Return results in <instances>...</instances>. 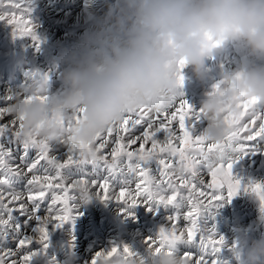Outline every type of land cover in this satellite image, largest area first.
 Segmentation results:
<instances>
[{
    "label": "snow or ice",
    "instance_id": "1",
    "mask_svg": "<svg viewBox=\"0 0 264 264\" xmlns=\"http://www.w3.org/2000/svg\"><path fill=\"white\" fill-rule=\"evenodd\" d=\"M2 4L3 0H0ZM11 6L21 8L18 0ZM14 19L8 10L0 12V22L12 25ZM12 29L16 37L17 29ZM26 34L39 44L34 32ZM218 44L219 41L213 47ZM180 66L182 69L183 61ZM183 80L181 75L179 88L183 86ZM218 87L215 85L213 90ZM179 95L181 93H177L162 112H153L146 107L127 110L118 124L109 126L96 137L92 146L73 144L70 135L56 143L41 140L35 135L22 136L15 118L3 119L9 116L8 106L0 107V139L7 137L23 149L20 163L12 165V149L0 145V264H37L38 258L47 252L49 229L60 228L73 217L75 208L71 202L77 192L84 200L94 197L122 204L121 214L145 204L177 210L176 214L168 217L167 227H161L155 238L145 241V254L136 253L121 244H112L96 252L90 264H152V258L157 254L174 253L177 242L191 243L200 231L198 219L201 210L209 209L223 199L219 190L226 188L229 201L237 195L240 185L231 175L229 156L244 153L246 142L264 137V112L256 110L261 104L257 98L239 99L235 107L250 109L247 118L241 123L244 112L225 114L223 118L230 131L222 143L212 144L207 142L201 131L193 134L190 119L198 121L204 115L193 114L186 101L176 100ZM241 100L244 101L242 104ZM177 118L178 131L173 123ZM79 122L80 114L77 113L73 120L62 123L65 130L71 133L73 123ZM241 131L245 133L242 137ZM125 132L127 135L123 134ZM158 133L163 134V139ZM174 141H178V145H174ZM148 144L150 147H146ZM55 145L65 148L62 159L52 155ZM133 145L138 147L132 148ZM109 148L110 151H106ZM29 151L35 152V158L22 167ZM153 162L156 164L155 175L148 167ZM86 165L91 166V172L86 170ZM97 168L107 173L103 180L96 177ZM70 169L76 172L70 175ZM205 170L211 176V183L201 178ZM21 177L27 178V185L23 192H16L11 189V183ZM117 177H120L119 188L113 186ZM92 188L97 191L93 193ZM117 189L119 195L116 194ZM245 190L258 196L260 210L264 213V185L252 184L250 189ZM182 207L187 210L181 213L179 210ZM148 211L152 208L149 207ZM17 216L24 218L23 224L17 222ZM181 218L187 222L183 227L178 226ZM28 226L32 235L22 231ZM9 234L14 247H6L2 243ZM199 243L202 254L193 259V254L185 253L183 260L186 264H217L213 257L223 240L201 236ZM32 245L39 247L33 248Z\"/></svg>",
    "mask_w": 264,
    "mask_h": 264
},
{
    "label": "clouds",
    "instance_id": "2",
    "mask_svg": "<svg viewBox=\"0 0 264 264\" xmlns=\"http://www.w3.org/2000/svg\"><path fill=\"white\" fill-rule=\"evenodd\" d=\"M233 41L254 60L225 77L200 107L207 121L201 134L219 144L230 131L223 117L235 112L239 99L264 104V0H114L61 56L64 91L49 95L46 83H35L7 112L22 136L56 143L70 135L71 143L92 146L127 110L165 111L182 71L190 68L203 81L214 51ZM77 113L80 122L68 133L62 122ZM245 247L242 264H264V238ZM152 264L186 262L162 252Z\"/></svg>",
    "mask_w": 264,
    "mask_h": 264
},
{
    "label": "rangeland",
    "instance_id": "3",
    "mask_svg": "<svg viewBox=\"0 0 264 264\" xmlns=\"http://www.w3.org/2000/svg\"><path fill=\"white\" fill-rule=\"evenodd\" d=\"M15 2L17 0H3V4L0 5V12L8 10L9 15L15 17L12 25L0 22V107L8 106L16 97L26 96L27 89L35 83H46L49 95L61 94L64 88L60 73L65 67L60 62L61 56L75 47L81 36L90 28L91 21L104 15L107 5L114 3V0H18L21 5L20 9L12 8L11 5ZM13 27L17 29L16 37L13 34ZM29 31L35 33L39 41L38 45L30 35L26 34ZM253 60L254 58L248 55L241 42L226 43L220 49L215 50L208 60L206 77L203 81L197 80L190 68L182 71L184 82L183 86L178 89L181 95L177 96L176 100L186 101L191 106L193 114H200L201 104L212 92L213 87ZM255 62L260 63L261 61ZM2 77L6 80H2ZM7 79L10 80V86L15 91L14 97L1 92L2 84ZM243 102V100L240 101L241 104ZM256 110L264 112V104L257 105ZM248 111L250 109L236 108L233 115L244 112L245 115L240 118L242 123L247 118ZM9 119L12 117L7 116V120ZM173 123L178 131V118ZM190 123L193 126V134H196L203 130L207 121L200 116L198 121L194 118L190 119ZM123 134L127 135L126 132ZM244 134L243 131L240 132L241 137ZM157 135L163 139L162 133ZM178 143L174 141V145ZM0 145L12 149L10 162L13 165L20 163L23 149L19 144L5 137L0 139ZM243 146L244 153L229 156L232 162L231 175L234 181H239L240 185L237 195L229 201L226 188L219 190L223 199L216 202L213 207L201 210L198 219L200 231L197 237L191 243L177 242L174 252L177 256L185 258V253H191L195 259L202 254L200 237L211 236L212 239L223 240V244L218 245L219 251L213 257L217 264H242L246 251L245 246L253 240L264 238V219H260L264 213L260 210L259 198L250 190H245L250 189L252 184L264 185V137L246 142ZM137 147V145L132 146V148ZM146 147H150V144ZM180 147L183 150V146ZM64 151L63 146L55 145L52 148V155L59 160L63 158ZM106 151H110V148ZM35 155L34 151H29L21 166L30 164ZM236 157L237 160H235ZM91 159L92 157H89V160ZM109 159H111L110 156ZM85 167L87 171H92L90 165ZM148 167L155 175L156 164L150 163ZM75 172V169L68 170L70 175ZM106 175L105 171L96 169L98 179L103 180ZM201 178L211 183V176L206 170L202 172ZM126 179H131V177H126ZM25 181H27L26 177L14 179L13 182L17 187L13 186L11 189L23 192L26 187L24 186ZM13 182L11 184H14ZM119 184L120 177H117L113 181V186L119 188ZM134 187L133 184L132 188ZM91 191L95 193L97 189L92 188ZM242 192L252 194L254 206L258 210L256 216L250 211H243ZM116 194L119 195V189L116 190ZM125 194L127 195V192ZM73 200L71 202L75 208L73 217L62 227L49 229L47 252L43 257L38 258L37 264H90L91 257L96 252L107 249L112 244L127 246L132 251L143 255L147 251L145 241L155 238L161 227H167L168 217L177 213V210L172 207L145 204L128 209V215H117L118 209L123 208L121 204H116L114 201H101L94 197L84 200L78 192ZM149 207L152 211H148ZM186 210L182 207L179 212ZM23 219V217H16L17 222L21 224H23ZM186 224L187 222L181 218L178 226L183 227ZM22 231L26 235H32L30 226L24 227ZM2 243L6 247H14L11 234ZM31 247L38 248L39 245ZM163 254L171 255L167 252Z\"/></svg>",
    "mask_w": 264,
    "mask_h": 264
},
{
    "label": "bare ground",
    "instance_id": "4",
    "mask_svg": "<svg viewBox=\"0 0 264 264\" xmlns=\"http://www.w3.org/2000/svg\"><path fill=\"white\" fill-rule=\"evenodd\" d=\"M67 11V10H66ZM2 80H6V78L5 77H2ZM3 87H1V92L2 93H6L7 94V96H12V97H14V95H15V91L11 88V86H10V80L9 79H7V81H5L3 84ZM17 98V97H16ZM15 98V99H16ZM3 101V100H2ZM1 103V102H0ZM4 121H7V116H5L4 118ZM8 145V144H7ZM12 145V144H11ZM5 146H6V144H5ZM14 152V151H13ZM16 152V151H15ZM14 154V153H13ZM55 154H56V152H55ZM58 155V154H57ZM14 160H15V158H13ZM235 160H237V157H236V159ZM10 164H12L13 165V163H11L10 162ZM260 178V177H259ZM262 178V177H261ZM14 183V182H13ZM25 183V185L24 186H26L27 185V181H25L24 182ZM263 183V182H262ZM13 186H16L17 187V185L14 183V184H11V187H13ZM26 188V187H25ZM134 189V188H133ZM13 190V189H12ZM223 192V191H222ZM252 193V192H251ZM253 197H252V194H250V192L249 193H246V192H242V194H241V200H242V209H243V211L244 210H246V211H250L251 213H253V215L255 214V216L258 214L257 212H258V210H257V208H256V206H254V201H253ZM74 201V200H73ZM81 204V203H80ZM117 204V203H116ZM112 206H114V204L112 205ZM121 207L122 208H124V205H122L121 204ZM116 208V207H115ZM77 210H80V209H77ZM116 210V209H115ZM121 208H120V210L118 209V214L117 215H128V214H121ZM249 212V213H250ZM248 213V212H247ZM78 214V213H77ZM83 214V213H82ZM99 214V213H98ZM133 215V214H132ZM250 215V214H249ZM80 216V215H79ZM257 217H260V216H257ZM260 219H261V217H260ZM255 220V219H254ZM254 220H252V222H254ZM259 220V219H258ZM261 221V220H260ZM255 223H256V221H255ZM259 223V222H258ZM257 223V224H258ZM260 224V223H259ZM256 226V225H255ZM262 229V228H261ZM197 243V242H196ZM77 246V245H76ZM199 247V246H198ZM200 251V250H199ZM78 256H82L81 254H78Z\"/></svg>",
    "mask_w": 264,
    "mask_h": 264
}]
</instances>
